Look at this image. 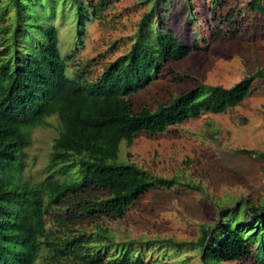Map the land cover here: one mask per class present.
Instances as JSON below:
<instances>
[{"label":"trees","instance_id":"trees-1","mask_svg":"<svg viewBox=\"0 0 264 264\" xmlns=\"http://www.w3.org/2000/svg\"><path fill=\"white\" fill-rule=\"evenodd\" d=\"M162 1L152 0L141 14L127 52L90 80L84 67L73 69L70 77L65 73L71 53L62 57L58 52L57 29L50 23L58 16L54 7L46 9L41 0H0V264H128L119 250L107 258L115 246L103 229L91 234L69 227L105 213L122 218L148 190L179 184L150 175L133 162H120V143L129 146L136 133L161 134L203 113L231 109L249 94L254 81L264 79L257 68L228 88L202 84L151 108L132 110L129 95L157 78L167 62L197 50L195 44L183 46L173 32L156 27L154 14ZM74 3L68 6L80 31L102 1ZM245 5L263 12L264 0ZM48 117L56 118L58 133L51 140L46 174L38 182L22 180L30 131L46 125ZM236 152L264 161L263 151ZM69 174L72 178L67 179ZM182 187L199 190L189 182ZM84 190L103 194L84 200ZM243 214L249 224L238 220L231 230L217 223L201 231L197 243L202 264L234 262L250 250L254 263L264 264V205L247 203ZM132 263L140 264V259Z\"/></svg>","mask_w":264,"mask_h":264},{"label":"rangeland","instance_id":"rangeland-1","mask_svg":"<svg viewBox=\"0 0 264 264\" xmlns=\"http://www.w3.org/2000/svg\"><path fill=\"white\" fill-rule=\"evenodd\" d=\"M99 1L100 10L89 12L76 31L73 7L68 6L75 5L74 0H41L40 5L54 7L58 16L66 5L63 16H54L50 23L57 29L59 54L71 53L65 66L69 77L73 69L84 67L92 80L107 62L126 53L136 23L152 0H81L85 6ZM247 1L163 0L154 14L156 27L173 32L183 46L195 44L197 50L167 62L157 78L129 95L132 110L151 108L202 84L228 88L257 68L264 72V6L263 12H252ZM46 122L30 131L22 180L38 182L46 174L51 140L58 133L55 117ZM131 140L129 146L120 143V162H133L150 175L174 178L179 184L148 190L122 218L105 213L70 223L91 234L103 229L115 246L108 250V259L119 250L128 264L135 258L140 264H202L197 240L204 228L220 223L236 229L238 220L243 225L251 222L243 214L247 203L264 205V161L236 152L245 148L264 153V79L254 81L249 94L231 109L203 113L161 134L139 132ZM186 182L199 190L182 187ZM102 194L84 190L80 196L87 200ZM252 254L250 250L223 264H255Z\"/></svg>","mask_w":264,"mask_h":264}]
</instances>
